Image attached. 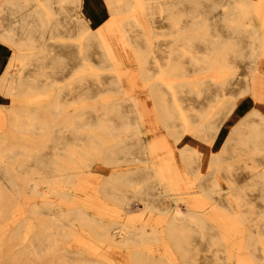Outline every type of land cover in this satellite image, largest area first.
I'll return each instance as SVG.
<instances>
[{"label": "bare ground", "instance_id": "bare-ground-1", "mask_svg": "<svg viewBox=\"0 0 264 264\" xmlns=\"http://www.w3.org/2000/svg\"><path fill=\"white\" fill-rule=\"evenodd\" d=\"M136 1L126 44L135 0H105L104 19L98 0H0V89L18 98L0 133V264H234L235 248L264 264V0ZM149 111L210 144L240 116L207 166L182 147L187 180ZM164 237L175 251L154 256Z\"/></svg>", "mask_w": 264, "mask_h": 264}, {"label": "rangeland", "instance_id": "rangeland-1", "mask_svg": "<svg viewBox=\"0 0 264 264\" xmlns=\"http://www.w3.org/2000/svg\"><path fill=\"white\" fill-rule=\"evenodd\" d=\"M99 3V8H97L98 10V18L104 19V18H109V11L108 8L106 6L105 0H98ZM135 5L134 7H131L127 10H124V12H122L121 14V20H118L117 23V29H119V31L121 32V37L123 38L124 42L126 44H128L127 40L124 38L125 34H124V30H125V25L128 24L129 21H131V18L133 17L131 14V11H135V15H138L139 13H141V4L139 3V1L137 2L135 0ZM113 26L115 28V23H113ZM149 24L146 23V27L148 28ZM129 52L131 54L132 57V63H130L129 65H127V69L134 75V79L136 81V84L139 88V92H140V98H143L145 100L150 101L151 97H150V91L148 89V87L145 85L143 78L141 77L139 70H138V66H137V62H136V58H135V54H134V50L132 47L129 48ZM5 70V66L4 64L2 65L0 62V77L4 74ZM18 98L13 97L12 95H10L8 93V87H5V89L1 90L0 89V133L2 134V136H6V134L9 132V123L12 120V117H10L7 112H6V108L4 106V104L7 105H15L17 104ZM254 101L248 97V99H245L244 104L242 106L241 111L244 109H249L252 106H254ZM152 104H149V109H151ZM152 110V109H151ZM240 111V109H239ZM150 112V111H149ZM151 116L149 117L146 114V119H150L151 122L154 123V125H156L154 127V131H152L151 133L147 131L148 133V138L151 142H159V143H165L167 145V147L170 149L171 151V158L175 160V163L177 164V166H179L181 169V172L183 173V175H185V177H187L186 179L189 180V175L187 174V171L184 167L183 161L180 157V150L182 149V147L186 144V143H193L196 146H198L199 148H201L202 150L205 151L206 154V158H205V165L207 166L208 164V158L210 156V154L214 151H217L221 144L222 141L224 140V137L227 135V133L229 132L230 127L232 126V124L236 121V119L239 118V112L238 113H233L228 121L226 122V124L224 125L223 128V135L220 136L219 141H215L213 144L207 143V142H203V141H199L195 136H193V134L190 133V131L186 130L183 131V134H179L178 136H176L175 134H170L166 131V129L159 123L158 120H156L155 116L153 115L154 113L151 111ZM178 129V127L176 128ZM147 130V129H146ZM176 136V137H175ZM159 156H161L163 154V152L161 150L158 151ZM97 170H103V171H109L108 167H105L102 164H99L97 166ZM169 205L171 206L170 208L173 209L174 208V202L170 201ZM140 206V205H139ZM18 212V210H17ZM134 215V214H132ZM138 216V215H137ZM155 219H157L158 221V228L160 230V232L162 234L166 233L165 232V228H166V221L168 219L167 215H157L154 217ZM3 225L0 224V234H1V229H2ZM244 227H240L239 229L242 230ZM175 246L173 241H171L170 239H168L167 237H164V239L149 248V250L151 251V253L154 256H159L162 254H166L167 252L170 251H175ZM121 255L124 254V256L126 255L125 253L127 252L126 249H121L120 250ZM234 254H236V256H234V264H247L245 262H242L244 260V258L242 257V254H245V249H241L240 251L238 249L235 248ZM122 257L123 259L125 257Z\"/></svg>", "mask_w": 264, "mask_h": 264}]
</instances>
